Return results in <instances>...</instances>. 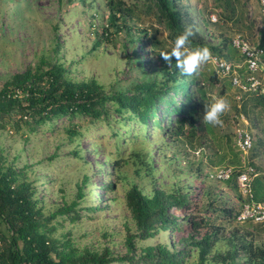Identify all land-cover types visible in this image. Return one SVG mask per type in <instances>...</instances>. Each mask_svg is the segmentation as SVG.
Masks as SVG:
<instances>
[{"label": "trees", "instance_id": "obj_1", "mask_svg": "<svg viewBox=\"0 0 264 264\" xmlns=\"http://www.w3.org/2000/svg\"><path fill=\"white\" fill-rule=\"evenodd\" d=\"M190 3V0L107 1V26L96 30L94 48L122 37L132 56L139 54L138 66L144 69L145 77L126 89L107 91L100 83L73 81L64 64L45 56L0 84V128L10 127L15 132L24 127L31 132L59 131L57 121L64 118H83L110 126L115 147L109 153L102 150L114 180L99 188L103 191L99 193L100 200L107 205L116 200L107 193L114 192L127 180L125 166L133 165L138 172H147L154 181L152 192L146 193L139 184H134L126 192L127 206L141 238L169 231L171 242L162 238L139 247L136 235L129 233L126 251L121 254L109 247L79 248L71 232L62 238L55 237L59 224L80 220L79 211L74 205L46 211L39 193L40 186L49 180L40 181L33 163L18 167L16 158L9 162L0 148V264H264V224L248 222L253 226L246 228L234 225H239L241 193L232 202L219 191L218 185L206 186L203 180L183 183L185 171L171 168L182 148H201L213 134L214 124L203 120V112L205 105L212 102L210 93L219 85L220 78L217 72L207 76L205 66L186 74L177 67L175 57L166 61L161 53L171 51L168 40L173 45L180 32L191 28L189 47L207 46L212 54L230 61L244 58L237 55L232 40L226 36L222 35L220 43L209 39L215 36L205 34L202 29L208 26L205 15L200 7L192 8ZM194 9L198 10L196 16ZM143 19H153L164 26L167 41L158 32L144 27ZM254 44L264 48V32L261 41ZM220 93L226 94L224 87ZM253 98V108L261 106L264 111V96ZM243 110L250 117L247 105ZM65 132L71 140L83 135L77 124L65 128ZM253 148L257 149L255 143ZM155 150L167 167L169 184L161 183L158 177L162 167L154 166ZM236 151L233 157H223V162L229 159L227 166L235 168L231 178L216 181L227 182L232 194L239 191L237 179L243 169ZM73 154L84 159L82 150L76 149ZM202 177L204 174L200 172L199 178ZM88 182L86 176L80 189ZM79 196L85 195L80 191ZM219 221L231 226H222Z\"/></svg>", "mask_w": 264, "mask_h": 264}, {"label": "rangeland", "instance_id": "obj_2", "mask_svg": "<svg viewBox=\"0 0 264 264\" xmlns=\"http://www.w3.org/2000/svg\"><path fill=\"white\" fill-rule=\"evenodd\" d=\"M107 1L0 0V84L12 75L36 65L43 56L64 64L69 71L67 75L73 81L100 83L107 91L126 89L132 83L139 82L145 77L144 69L138 66L139 54L132 56L122 37L108 40L99 48H94L96 30L107 26ZM190 2L192 8H201L208 21L207 29L203 26L202 29L205 34L212 33L215 36L214 39L209 37L215 43L222 41V35L230 40L242 35L254 43L261 41L264 12L260 0ZM197 11L193 10L195 16ZM212 16H216V20ZM141 24L151 29V32H158V36L167 41L168 31L164 26L158 25L153 19H143ZM167 43L168 48L173 46L170 40ZM235 52L240 56L236 49ZM212 56L215 54L211 53L210 58ZM210 58L200 66H205L207 76L213 72L219 75L220 83L210 93L211 99L213 101L216 97L224 96L231 106L221 114L222 122L214 124V132L206 141L207 145L196 150L189 146L181 147L182 151L171 168L185 171L182 174L183 183H198L203 180L206 186L218 185L219 191L227 194L232 202L233 197L238 198L240 191L232 194L227 182H216L209 174L218 168L227 167L229 159L223 162V157H233V151L237 153L234 143V116L240 111L246 115L243 109L247 105L250 113L249 129L254 134V143L257 146L256 150H250L248 157L249 162L254 163L259 172L253 189L256 200L264 203V111L253 108V97H245L243 102H239L231 78L222 76ZM232 62L238 65L239 70H246L243 65L244 58L239 57ZM222 87L226 91L225 95L220 93ZM57 124L61 126L59 131L40 129L38 132H31L28 127H24L15 132L10 127L0 128V148L8 161L13 162L16 158L18 167L26 162L33 163L35 175L40 176V181L49 180L40 186L39 193L46 205V211L68 205H74L79 211L80 220L59 224L55 237L62 238L71 232L72 239L79 248L89 246L102 250L109 247L121 254L126 251L125 241L129 233L136 235L135 241L139 247L157 243L162 238L171 242L169 231L157 232L156 236L147 239L141 238L127 206L126 192L134 184H139L146 193L152 192L154 181L147 172L140 173L133 165L125 166L123 171L127 180L119 184L114 192L107 193L108 197H116V200L108 202V205L100 200L99 193L103 191L99 188L114 180L108 170L106 154L102 150L104 148L109 153L114 149L113 129L105 123H94L83 118H64L57 121ZM75 124L83 135L71 140L65 128ZM76 149L82 150L84 159L73 154ZM173 151L175 150L169 152ZM154 155V166L158 169L162 167L158 174L161 183L169 184L166 165L160 161L158 151L155 150ZM240 159L242 163V158ZM99 163L107 166L102 168ZM200 172L204 177L199 178ZM86 176L89 182L80 189L79 185L83 184ZM80 191L84 193V197L80 198ZM97 205L108 207L97 210ZM87 206L95 209L88 210ZM219 224L227 228L231 226L223 221H219ZM234 225L244 228L253 226L251 223Z\"/></svg>", "mask_w": 264, "mask_h": 264}, {"label": "built area", "instance_id": "obj_3", "mask_svg": "<svg viewBox=\"0 0 264 264\" xmlns=\"http://www.w3.org/2000/svg\"><path fill=\"white\" fill-rule=\"evenodd\" d=\"M264 12V0H260ZM216 20V16H212ZM232 45L243 55L246 70L238 69L232 61L222 56H212L211 63L218 69L222 76L231 78L232 86L237 90L236 99L243 102L246 96H264V48L254 44L248 38L237 35L232 39ZM243 104V103H242ZM235 121V146L242 158L243 169L238 175L239 191L242 195V207L237 216V223L253 222L264 224V203L256 200L253 182L259 175L257 169L250 164L248 153L254 144V134L249 129V118L239 112L234 116ZM233 166L221 167L210 173L214 181L229 180L234 172Z\"/></svg>", "mask_w": 264, "mask_h": 264}, {"label": "clouds", "instance_id": "obj_4", "mask_svg": "<svg viewBox=\"0 0 264 264\" xmlns=\"http://www.w3.org/2000/svg\"><path fill=\"white\" fill-rule=\"evenodd\" d=\"M192 35L191 28H185L176 36L171 51L161 53L168 62H171V58L175 57L177 67L186 74L196 72L199 66L211 56V52L207 46H188L191 44L190 37ZM230 106V101L226 97H216L211 103L205 105L203 120L212 124L221 123V114L226 109H229Z\"/></svg>", "mask_w": 264, "mask_h": 264}, {"label": "crops", "instance_id": "obj_5", "mask_svg": "<svg viewBox=\"0 0 264 264\" xmlns=\"http://www.w3.org/2000/svg\"><path fill=\"white\" fill-rule=\"evenodd\" d=\"M253 96H255V95H250V97H253ZM246 97H248V96H246ZM256 109H260L261 111H263V108L260 106V107H257Z\"/></svg>", "mask_w": 264, "mask_h": 264}]
</instances>
